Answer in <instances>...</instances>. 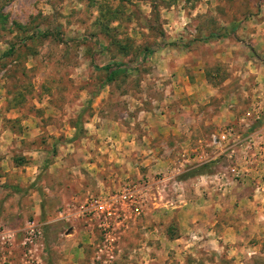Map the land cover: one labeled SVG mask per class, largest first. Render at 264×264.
I'll use <instances>...</instances> for the list:
<instances>
[{"label":"rangeland","instance_id":"obj_1","mask_svg":"<svg viewBox=\"0 0 264 264\" xmlns=\"http://www.w3.org/2000/svg\"><path fill=\"white\" fill-rule=\"evenodd\" d=\"M263 122L264 0H0V264H90L78 212L125 186L114 264H264V188L209 145Z\"/></svg>","mask_w":264,"mask_h":264},{"label":"built area","instance_id":"obj_2","mask_svg":"<svg viewBox=\"0 0 264 264\" xmlns=\"http://www.w3.org/2000/svg\"><path fill=\"white\" fill-rule=\"evenodd\" d=\"M256 119H259V116ZM261 126L259 130L252 133H240L228 128L210 135L209 145L217 150L212 159L220 161L223 158L225 161H230L227 169H219L217 174L219 181L228 182L227 184L251 181L255 193L263 190L264 122ZM239 157L243 162L239 161ZM212 159L204 160L202 164ZM256 174L260 177L257 181L254 179ZM138 193L139 190L135 187L125 186L115 192L92 196L80 208L79 215L86 222H95L101 235L93 248L90 264H114L116 262L119 253L117 230L124 225L126 219L135 220L141 213L138 207L140 203L137 200L139 199ZM28 229L29 235H35L33 225ZM37 233L39 234V231Z\"/></svg>","mask_w":264,"mask_h":264},{"label":"crops","instance_id":"obj_3","mask_svg":"<svg viewBox=\"0 0 264 264\" xmlns=\"http://www.w3.org/2000/svg\"><path fill=\"white\" fill-rule=\"evenodd\" d=\"M153 150V152H154V149H152ZM157 155H159V154H157ZM156 158H158V160H159V156L157 157L156 156ZM149 161V160H148ZM215 172H217V173H215ZM214 173L215 174H218V170L217 171H215ZM208 175V174H207ZM197 177H199L200 179L202 178V179H205V177H207V176H197ZM194 179H195V177H194ZM194 179L193 178H190V177H188L187 179H185V180H182L181 181V183H183V184H188V183H190V182H192V181H194ZM168 181V180H167ZM183 204H186V205H189V206H191V201L190 200H185L184 199V201H183ZM185 206V205H184ZM194 208H196V206H194ZM183 210H187L186 208H183ZM241 216H242V214H241ZM220 217V216H219ZM195 220H197V218H195ZM231 223V222H230ZM230 223H228V224H225V223H223L222 225H221V228H222V226L224 227V229L226 228V230L227 229H230L229 231L231 232L233 229H234V227H229V224ZM232 225H234L233 223H231ZM226 225V226H225ZM198 226V225H197ZM200 226V225H199ZM199 226H198V228L197 227H195V228H193V230H200V228H199ZM204 231L207 233V234H212V235H217L216 234V232L214 231V230H209L208 228H205L204 229ZM80 232H78V230L76 231V230H74L73 229V231L71 232V233H68V234H66L65 235V237H66V239H64V241H68V242H71V240H73V239H75V238H77L78 237V234H79ZM88 239V238H87ZM90 240V238L88 239V241ZM180 240V238H178V239H175V240H173L172 242L174 243H177L178 241ZM89 243V242H88ZM78 245V244H77ZM82 248H84V247H81V248H77V250H78V254L77 255H82L81 254V250H82ZM185 248V247H184ZM61 250V248H59V251ZM69 252V251H68ZM67 256V258H69V259H67V260H65V261H62V260H60V263L59 264H79V263H77V261H76V259L75 260H73V258H76V257H78V256H76V257H73V255L72 254H67L66 253V251H65V257ZM138 264H142L141 263V261H139V263Z\"/></svg>","mask_w":264,"mask_h":264},{"label":"trees","instance_id":"obj_4","mask_svg":"<svg viewBox=\"0 0 264 264\" xmlns=\"http://www.w3.org/2000/svg\"><path fill=\"white\" fill-rule=\"evenodd\" d=\"M106 70L109 71L108 79L112 80L117 76L118 71H119V67L118 68L108 67Z\"/></svg>","mask_w":264,"mask_h":264}]
</instances>
